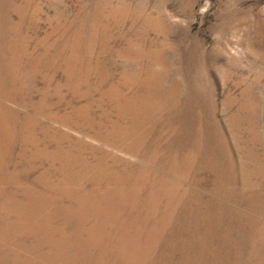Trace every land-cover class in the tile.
I'll return each instance as SVG.
<instances>
[{"label":"rangeland","instance_id":"obj_1","mask_svg":"<svg viewBox=\"0 0 264 264\" xmlns=\"http://www.w3.org/2000/svg\"><path fill=\"white\" fill-rule=\"evenodd\" d=\"M0 264H264V0H0Z\"/></svg>","mask_w":264,"mask_h":264}]
</instances>
